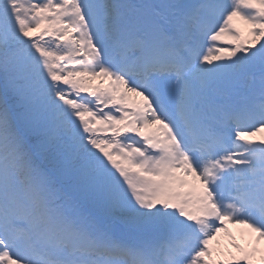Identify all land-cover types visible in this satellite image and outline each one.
Returning <instances> with one entry per match:
<instances>
[{
	"label": "snow or ice",
	"instance_id": "snow-or-ice-1",
	"mask_svg": "<svg viewBox=\"0 0 264 264\" xmlns=\"http://www.w3.org/2000/svg\"><path fill=\"white\" fill-rule=\"evenodd\" d=\"M262 242L264 0H0V264H264Z\"/></svg>",
	"mask_w": 264,
	"mask_h": 264
},
{
	"label": "rangeland",
	"instance_id": "rangeland-1",
	"mask_svg": "<svg viewBox=\"0 0 264 264\" xmlns=\"http://www.w3.org/2000/svg\"><path fill=\"white\" fill-rule=\"evenodd\" d=\"M237 23L241 24V22H239V21H237ZM241 26H243V25L241 24ZM100 80H102V78H97L94 82L97 84H100V82H101ZM227 227L230 229H236L240 243H242L243 246H245V247L248 246L250 237L248 236V229L244 225L228 223ZM219 236H220V234H219ZM219 236H218V238L220 239V238H223L225 235L223 233V236H221V237H219ZM261 246L264 247V242H262ZM214 248H216V247H214ZM221 248L229 250L233 253H237V250L231 246V242L226 244L225 247H221Z\"/></svg>",
	"mask_w": 264,
	"mask_h": 264
},
{
	"label": "bare ground",
	"instance_id": "bare-ground-1",
	"mask_svg": "<svg viewBox=\"0 0 264 264\" xmlns=\"http://www.w3.org/2000/svg\"><path fill=\"white\" fill-rule=\"evenodd\" d=\"M226 239H227V240H226V242H228V243H230V242H231V241H230V240H231V238H230V237H229V238H228V237H226Z\"/></svg>",
	"mask_w": 264,
	"mask_h": 264
}]
</instances>
